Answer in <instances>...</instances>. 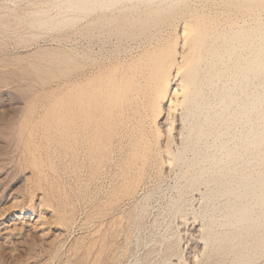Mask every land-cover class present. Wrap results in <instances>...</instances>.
Returning <instances> with one entry per match:
<instances>
[{
    "label": "bare ground",
    "instance_id": "6f19581e",
    "mask_svg": "<svg viewBox=\"0 0 264 264\" xmlns=\"http://www.w3.org/2000/svg\"><path fill=\"white\" fill-rule=\"evenodd\" d=\"M118 5L119 17L90 21L115 22L126 46L115 75L94 80L87 57L72 49L50 62L69 61L73 73L61 114L71 129L76 179L100 150L115 162L103 175L118 168L128 193L157 165L183 163L188 172L197 164L189 188L224 197L226 213L220 231L214 220H201L202 249L188 264H264V0H52L54 16L40 11L32 25L75 26ZM117 122L119 134L107 133ZM234 123L246 127L236 141L228 130ZM207 137L214 139L202 146ZM117 260L113 254L111 264Z\"/></svg>",
    "mask_w": 264,
    "mask_h": 264
},
{
    "label": "rangeland",
    "instance_id": "374dc122",
    "mask_svg": "<svg viewBox=\"0 0 264 264\" xmlns=\"http://www.w3.org/2000/svg\"><path fill=\"white\" fill-rule=\"evenodd\" d=\"M51 1L0 0V264H111L113 254L116 264H188L202 249L201 220H214L220 231L225 198L202 195V186L189 188L188 177L199 168L195 164L187 172L183 163L157 165L128 193L116 176L118 168L103 175L115 162L102 150L76 179L71 129L62 117L73 73L69 61L57 67L50 62L78 52L97 80L116 74L126 46L115 22L90 23L119 17V5L75 26L34 27L38 12L54 16ZM228 130L236 141L246 127L234 123ZM109 132L119 134V122ZM213 139L207 137L202 146ZM220 140L233 147V141ZM108 143L101 144L106 152ZM187 157L194 162L192 153Z\"/></svg>",
    "mask_w": 264,
    "mask_h": 264
}]
</instances>
